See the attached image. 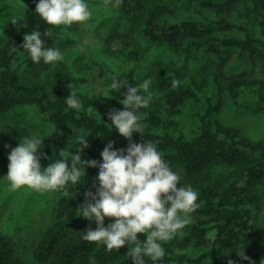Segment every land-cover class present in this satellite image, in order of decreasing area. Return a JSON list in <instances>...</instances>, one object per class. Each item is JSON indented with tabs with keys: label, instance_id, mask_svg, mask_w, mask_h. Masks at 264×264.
<instances>
[{
	"label": "trees",
	"instance_id": "trees-1",
	"mask_svg": "<svg viewBox=\"0 0 264 264\" xmlns=\"http://www.w3.org/2000/svg\"><path fill=\"white\" fill-rule=\"evenodd\" d=\"M25 1L24 28L6 26L0 44V115L24 104L46 114L54 130L44 137L41 157L67 147L73 153L83 149L78 137L88 140L85 160L102 162L109 141L115 142L114 150L126 149L129 141L112 127L108 114L124 109L119 101L127 88L108 100L90 97L68 65L33 62L20 47L25 34L39 31L46 47L64 42L59 27L35 13L39 0ZM120 8L151 43L185 53L202 68H151L152 99L136 113L143 132L134 133L133 141L154 143L198 193L191 223L163 244L165 256L158 264H264V139L218 118L225 91L238 107L264 110V0H122ZM118 44V55L142 58L136 40L125 37ZM123 80L133 86L145 81L133 74ZM173 80L179 81L177 89ZM70 91L77 93L79 109L67 106ZM98 172L87 167L80 185H68L72 196L57 191L54 219L30 261L16 254L11 234L0 231V264H133L127 245L108 252L105 245L83 239L89 227L97 228L94 220L80 216V205L86 192L96 191ZM239 249L250 259H242Z\"/></svg>",
	"mask_w": 264,
	"mask_h": 264
},
{
	"label": "clouds",
	"instance_id": "clouds-1",
	"mask_svg": "<svg viewBox=\"0 0 264 264\" xmlns=\"http://www.w3.org/2000/svg\"><path fill=\"white\" fill-rule=\"evenodd\" d=\"M103 3L119 7L122 0H103ZM35 13L47 24L56 27H71L74 23L83 24L92 18L86 0H39ZM47 35L45 32L44 36ZM20 47L30 54L35 63L43 60L45 64H54L64 59L58 48L45 46L39 31L25 34ZM120 76L112 75L109 89L110 92H119L121 88H127L124 98L119 101L124 109H113L108 115L112 127L129 141L126 149L114 150L115 142L109 141L101 152L102 162L85 160L83 152L89 146L88 140L78 137L79 142L85 145L83 149H76L75 153L69 147L60 149L62 159H56L42 170L39 153L45 138L28 135L21 139L17 147L11 148L6 179L12 190L27 186L39 192L62 191L64 196H72L68 185H80L87 167H98V187L94 193L86 192V202L80 205V216L94 220L97 228L93 230L89 227L83 239L105 245L108 252L119 251L127 245V256L133 264H146L145 257L158 264L165 256L163 244L182 235V230L191 223V214L199 207L198 193L190 186L178 187L180 175L165 162L154 143L133 141L134 133L142 135L143 132L136 113L140 108L149 106L151 82L145 80L133 86L120 80ZM67 87L70 89L71 85ZM178 87L179 81L173 80L172 88ZM141 90L146 95L140 94ZM66 103L72 109L81 106L75 91H70ZM106 217L114 218V222L105 226ZM138 234H146V241L142 242ZM238 255L242 259H250L244 250L239 249ZM228 264H235V261L229 260Z\"/></svg>",
	"mask_w": 264,
	"mask_h": 264
},
{
	"label": "rangeland",
	"instance_id": "rangeland-1",
	"mask_svg": "<svg viewBox=\"0 0 264 264\" xmlns=\"http://www.w3.org/2000/svg\"><path fill=\"white\" fill-rule=\"evenodd\" d=\"M86 2L92 11V18L83 24L59 27L64 44L58 49L64 59L54 64L68 65L78 78L80 89L88 96L112 98L116 91L110 92L109 85L114 74H121L120 80L131 74L141 80H150L151 68L161 65L185 66L192 72L202 69L200 63L188 58L185 53L179 54L168 46L151 43L134 27L133 19L122 13L120 5L105 6L103 0ZM26 4L25 0H0V44L5 39L6 26L19 30L24 28ZM13 20L17 23L13 24ZM125 37L138 42L143 54L139 61L127 59L114 51ZM224 98L225 103L218 113L219 120L241 126L255 139H264V110L256 112L252 107H238L228 91L224 92ZM53 130L54 124L35 105H19L0 115V231L11 234L16 254L28 261L32 259L44 230L54 219L59 193L39 192L27 186L12 190L6 179L8 156L11 148L17 147L23 137L44 138ZM56 159H62L59 152L41 157L42 170ZM180 177L178 187L190 186L183 175ZM112 222L114 218H105V226ZM187 226L182 231H186ZM138 237L142 242L146 241V234H138ZM145 261L146 264H155L148 257Z\"/></svg>",
	"mask_w": 264,
	"mask_h": 264
}]
</instances>
